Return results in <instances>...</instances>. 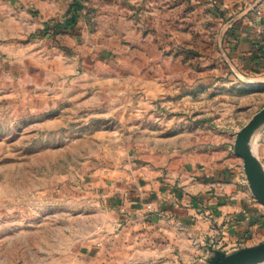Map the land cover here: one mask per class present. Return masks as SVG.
<instances>
[{"label":"crops","instance_id":"crops-1","mask_svg":"<svg viewBox=\"0 0 264 264\" xmlns=\"http://www.w3.org/2000/svg\"><path fill=\"white\" fill-rule=\"evenodd\" d=\"M3 16L9 26L23 21L10 34L46 35L39 42L47 66L77 83L88 102L120 100L94 109L124 130L107 154L118 164L102 171L109 205L74 235L77 249L59 251L72 260L56 264H211L218 252L264 248V123L248 137L257 162L251 175L235 151L241 129L225 128L220 115L198 119L213 107L202 101L208 61L199 56L198 72L191 54L206 35L220 45L225 35L264 65V0H0ZM156 98L173 99L174 109L176 99L190 102L184 116L167 119V150L154 132L155 106L143 100ZM125 134L151 141L127 145Z\"/></svg>","mask_w":264,"mask_h":264},{"label":"rangeland","instance_id":"rangeland-1","mask_svg":"<svg viewBox=\"0 0 264 264\" xmlns=\"http://www.w3.org/2000/svg\"><path fill=\"white\" fill-rule=\"evenodd\" d=\"M22 22L9 26L0 18V264H56L72 260L59 251L77 249L74 235L87 232L101 218L95 209L109 205L102 171L118 164L107 154L124 130L117 129L118 119L94 109L120 100L102 95L88 102L77 83L54 75L40 47L46 35L9 33ZM206 36L191 54L198 72L204 70L199 56L208 61L202 101L213 108L198 119L220 115L225 128L242 130L264 115V65L248 45L232 49L225 35L221 45L216 35ZM143 100L155 106L160 149L171 148L167 119L184 116L189 100L176 99L175 109L173 99ZM126 135L127 145L151 141L146 134Z\"/></svg>","mask_w":264,"mask_h":264},{"label":"water","instance_id":"water-1","mask_svg":"<svg viewBox=\"0 0 264 264\" xmlns=\"http://www.w3.org/2000/svg\"><path fill=\"white\" fill-rule=\"evenodd\" d=\"M264 123V115L256 116L238 134L235 151L243 157L248 166V172L255 174L257 169L256 158L248 152L247 142L251 132L260 124ZM263 200V199H262ZM264 260V248H239L228 254L218 252L211 264H256Z\"/></svg>","mask_w":264,"mask_h":264},{"label":"built area","instance_id":"built-area-1","mask_svg":"<svg viewBox=\"0 0 264 264\" xmlns=\"http://www.w3.org/2000/svg\"><path fill=\"white\" fill-rule=\"evenodd\" d=\"M257 16H258V20H260V18H262V11H261V9H259V10L257 11ZM55 23H57L56 20L53 21V23H51V25H53V24H55Z\"/></svg>","mask_w":264,"mask_h":264}]
</instances>
